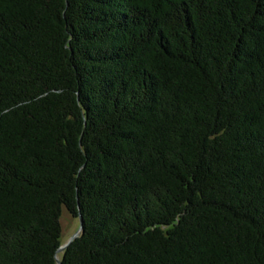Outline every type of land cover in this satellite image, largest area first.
<instances>
[{"label": "trees", "instance_id": "trees-1", "mask_svg": "<svg viewBox=\"0 0 264 264\" xmlns=\"http://www.w3.org/2000/svg\"><path fill=\"white\" fill-rule=\"evenodd\" d=\"M264 264V0H0V264Z\"/></svg>", "mask_w": 264, "mask_h": 264}, {"label": "rangeland", "instance_id": "rangeland-1", "mask_svg": "<svg viewBox=\"0 0 264 264\" xmlns=\"http://www.w3.org/2000/svg\"><path fill=\"white\" fill-rule=\"evenodd\" d=\"M60 222L62 227L61 242L63 244L69 240L75 231H77L78 219L70 215L66 209H64L60 217ZM59 253H61V251Z\"/></svg>", "mask_w": 264, "mask_h": 264}, {"label": "water", "instance_id": "water-1", "mask_svg": "<svg viewBox=\"0 0 264 264\" xmlns=\"http://www.w3.org/2000/svg\"><path fill=\"white\" fill-rule=\"evenodd\" d=\"M78 229H77V231H75V233L69 238V240L68 241H66L65 243H63V244H61L59 247H58V249H57V254H56V260H57V263L58 264H60V257H58V253L60 252V251H62L66 246H67V244L75 237V236H77L80 232L79 231H81V229H82V216L81 215H79L78 216Z\"/></svg>", "mask_w": 264, "mask_h": 264}]
</instances>
